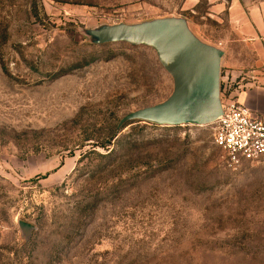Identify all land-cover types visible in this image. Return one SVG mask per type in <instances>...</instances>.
I'll return each mask as SVG.
<instances>
[{
  "label": "rangeland",
  "instance_id": "rangeland-1",
  "mask_svg": "<svg viewBox=\"0 0 264 264\" xmlns=\"http://www.w3.org/2000/svg\"><path fill=\"white\" fill-rule=\"evenodd\" d=\"M183 1L0 0V264H264V158L230 170L210 126L125 120L173 82L101 32L182 20L223 52Z\"/></svg>",
  "mask_w": 264,
  "mask_h": 264
},
{
  "label": "water",
  "instance_id": "water-1",
  "mask_svg": "<svg viewBox=\"0 0 264 264\" xmlns=\"http://www.w3.org/2000/svg\"><path fill=\"white\" fill-rule=\"evenodd\" d=\"M101 42H123L152 49L173 82V91L164 102L132 112L125 120L160 126H205L220 116L222 51L198 41L184 21L108 27L101 32ZM19 227L25 236L31 229L25 223Z\"/></svg>",
  "mask_w": 264,
  "mask_h": 264
},
{
  "label": "crops",
  "instance_id": "crops-1",
  "mask_svg": "<svg viewBox=\"0 0 264 264\" xmlns=\"http://www.w3.org/2000/svg\"><path fill=\"white\" fill-rule=\"evenodd\" d=\"M202 6L203 18L225 23L228 28L230 36L219 40L218 45L225 48L221 58V65L228 69L225 74L231 76L230 81L236 80L233 98L252 117L264 121V0H184L181 11L197 14V7ZM187 25L192 31L193 27ZM237 46L242 53L234 49ZM242 54L250 67H242V58L238 57Z\"/></svg>",
  "mask_w": 264,
  "mask_h": 264
},
{
  "label": "built area",
  "instance_id": "built-area-1",
  "mask_svg": "<svg viewBox=\"0 0 264 264\" xmlns=\"http://www.w3.org/2000/svg\"><path fill=\"white\" fill-rule=\"evenodd\" d=\"M228 82L223 85L221 114L210 125L213 144L223 154L222 160L230 170L243 162L264 158V121L251 116L250 111L232 96Z\"/></svg>",
  "mask_w": 264,
  "mask_h": 264
}]
</instances>
